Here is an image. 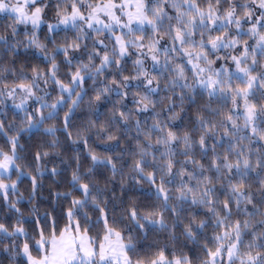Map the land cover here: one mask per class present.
<instances>
[{"label":"snow or ice","instance_id":"1","mask_svg":"<svg viewBox=\"0 0 264 264\" xmlns=\"http://www.w3.org/2000/svg\"><path fill=\"white\" fill-rule=\"evenodd\" d=\"M51 3L53 0H0V13L11 18V23L6 25L8 34L0 35V51L16 54L23 45L24 49H36L50 64L47 70L34 67L30 78L21 69L20 76L23 79L19 84L0 88V105L10 99L18 114L23 113L20 121L22 126L19 127L15 123L6 125L4 120H0V133L5 132L6 127L8 130L15 128L17 133L9 138L10 154L0 149V193L8 208L18 214L17 223L11 230L0 223V243L5 239L12 241L10 246L3 248L4 252L15 253L10 256V260L23 259L25 264H192L189 257L183 254L169 259L165 249L159 250L150 259L140 257V242L133 234L134 229L145 236L149 227L163 229L168 232V241L175 245L180 240L175 229L186 219L182 236L185 241L204 248L207 258L201 264H264V145L252 149L242 143L244 139L251 140V137L240 136L243 129L250 127L254 135L264 139V103L258 102L264 99V0H207V7H201L198 0H135L134 5L131 0L121 3L115 0H54L55 23H49L45 19V10ZM222 3L228 7L222 8ZM125 7H134L135 10L125 13ZM168 8L174 10V14L170 15ZM133 23L136 24L135 29ZM246 24L249 27L245 28ZM21 25L25 28L23 41L17 39ZM42 25L48 29L45 40L54 45L51 51L48 43L39 39ZM145 26L152 32L147 44L144 36L134 34L144 32ZM117 27L122 30L121 35L116 34ZM124 29H127V34L123 33ZM68 30L76 32L71 42L65 37L63 44H57L56 35ZM91 33H96V36ZM89 39L92 41L91 50L84 43ZM106 40L112 42L110 52L106 51ZM249 40L254 43L250 44ZM81 49L87 55V62L76 56ZM98 49H105L103 55ZM130 49H134L140 57L150 56L152 71L157 75L150 74L144 66L145 60L140 58L133 62L135 76L122 75L125 70L122 62L132 55ZM238 49L242 51L238 55L233 54ZM176 52L187 56V64L193 70L191 82L184 66L173 67L171 54ZM60 54H63V63L70 70L66 74L67 83L58 76L60 65L56 57ZM97 58L98 65L95 63ZM218 62H221L219 67L216 66ZM229 64L234 65V68L229 67ZM109 75L111 80L108 79ZM160 76L165 78L163 83ZM87 80L93 81L92 89L95 92L88 101L89 108L98 110L102 101L112 95L119 99L112 101L111 114L105 125L96 127L95 121L88 120L83 125V134L78 130L77 139L73 140L68 128L88 94L85 87ZM133 80L140 81L144 94L133 93L132 103L137 107L122 111L126 108L128 89ZM233 81H239L244 87H234ZM49 83L59 90V95L51 103L48 88L41 87V84L47 86ZM97 84L102 86L97 87ZM18 92L21 97L17 104L15 99ZM161 92L165 95L161 96ZM205 93L207 99L196 108L195 123L191 130L181 134L166 130L169 123L182 119L181 114H186L192 105L197 104V96ZM153 96L158 98L153 99ZM229 97L234 106L238 97L244 100L243 127L238 125V117L234 118L231 114L233 110H229L230 114L222 119H216L222 114L219 105ZM29 101L39 107L30 111ZM214 102L218 106L213 107ZM61 111H64L63 129L73 144H86L87 135L96 127L98 134H105L107 140L115 141L118 148L119 137L109 133L114 129H123L121 134L127 135L134 125L133 138L137 141V151L131 153L134 161L130 166V175L137 183L143 180L156 185L157 197L163 201L162 210L141 213L133 206L127 213L130 224L125 229L117 230L109 223V213L100 206L101 203L107 206V186L101 187L91 177L100 165L111 170L113 179L118 172L122 174L123 168H118L115 161L122 160L123 155L101 157L89 152L92 166L84 173L80 170L79 157H73L76 167L69 180L71 190L61 192L49 189L52 212L60 206L61 200L69 201V207L63 212L67 219L65 227L58 230V218L47 209L41 214L42 177L47 173L55 178L63 172L58 167L48 169L38 165L36 175L26 173L16 163L21 158L17 149L23 147L19 144V136L33 129L39 131L45 121L58 119ZM133 111H151L157 118L164 115L165 120L156 119L152 125L148 126L145 122L142 126L139 120L132 119ZM57 130L55 125L43 128L44 133L53 136ZM151 133H159L154 143L151 142ZM58 143L54 139L49 142V147L54 149ZM160 147H163V152H160ZM218 148L223 151H218ZM151 149L159 152V157ZM197 151L201 159L207 160V165L195 158ZM49 155L48 151H38L35 159L40 161ZM180 156L184 159H178ZM148 167L155 171L146 173ZM12 169L16 170V180L7 175ZM157 174L160 177L158 185ZM85 177H89L87 182H84ZM22 178L31 180L27 203L31 205L30 212L39 235L33 245L38 256L32 254L28 243L32 237L23 226V213L17 206L25 200L24 194L19 193L15 201L8 199L9 190L19 192L18 182ZM177 178L180 185L176 189V203L172 204L170 201L173 197L165 185L175 184ZM121 187H124L123 184ZM74 192H79L80 196L75 197ZM221 194L224 199L220 198ZM192 207L203 209L206 218L197 219L195 212L182 217ZM89 208L101 213L95 223H103L102 236H89V227L81 226V217L85 225L90 222ZM164 212L172 214L171 226L166 222ZM234 213L243 215L245 219L233 221ZM210 225L214 230L223 231L206 237L205 229ZM46 227L49 228L47 234ZM202 236L216 245L214 250L207 243L200 244ZM247 236L251 239L246 241ZM20 237L26 238L22 247L15 243Z\"/></svg>","mask_w":264,"mask_h":264},{"label":"trees","instance_id":"2","mask_svg":"<svg viewBox=\"0 0 264 264\" xmlns=\"http://www.w3.org/2000/svg\"><path fill=\"white\" fill-rule=\"evenodd\" d=\"M91 2H95V0H91ZM201 7H207V0H198ZM222 8H227L228 5L222 3ZM71 9L69 8V11ZM167 11L169 14H174V10L168 8ZM46 18L50 20H54L55 16V3L49 4V7L45 10ZM11 23V18L3 13H0V35H7L8 29L6 25ZM135 29V28H134ZM144 32H135L136 36H144L145 43H149L148 37L152 36V32L149 28H145ZM19 36L17 39L23 41L25 39L24 26H19ZM123 33L127 34V30L124 29ZM76 34L75 30H68V31H60L56 35V43L63 44L65 42V37H67L68 41L71 42L74 35ZM116 34L121 35L122 30L120 28L116 29ZM220 33H213V35H219ZM39 39L41 42L48 43L49 51L52 50L54 45L50 42L45 40V37L48 35L47 26H41L39 31ZM92 36H96V33H91ZM11 42V41H10ZM84 43L88 44L89 50L92 48V41L91 39L85 40ZM106 44H108V49L106 51L111 50L112 42L106 40ZM163 44V41L161 42ZM100 54L103 55L105 49H98ZM132 55L126 58L122 63L124 65V71L122 75L124 76H135L136 72L133 66V62L137 59H144L145 60V68H147L152 75H157L156 72L152 71V61L150 56L147 58L140 57L139 54L134 50L130 49ZM238 49L236 52H239ZM71 55V53H70ZM76 56L87 62V55L83 53V49L80 52L76 53ZM187 56H181L178 52L171 54V60L173 62V67L176 65L184 66L185 73L189 77V82H191L192 71L190 64H187ZM163 60V57H161ZM64 56L60 54L56 57V62L60 65L58 76L59 78L64 81L65 83L68 82V76L66 75L70 70L68 66L63 63ZM76 61H73L75 63ZM95 63L99 64V58L95 60ZM39 68L41 70H47L50 67V64L44 60L42 56H40L36 49H24L23 45L20 46L19 51L16 54H5L3 51H0V76L3 77L0 80V88H3L4 85H15L19 84L22 81V77L20 76V70L23 69L28 73V77H31L32 69ZM159 67V66H157ZM8 69H13V72L7 71ZM105 75H108L107 73ZM111 76H108V79L111 80ZM103 79V77H101ZM117 80L120 79L119 76L116 77ZM161 83L164 82V76L159 77ZM92 80H87L85 83V87L88 90V94L84 97V102L81 104L80 108H78L75 114L72 117L71 126L68 128V132H71L72 138L77 139L76 133L77 131H81L83 134V125L88 121L92 120L96 122V127H100L106 124L108 121V117L111 114L112 110V101L118 100L119 97L112 95L106 101H102L101 106L98 110H93L89 108L88 101L91 97L95 95V92L92 89ZM132 86L129 91V96L125 101L126 108L121 109L122 111H127L128 109H135L137 105L132 103L133 93H140V95L144 94V88L140 84L139 80H133L131 82ZM97 87H101L102 85L97 84ZM233 86L244 87L239 81H233ZM41 87H47L48 91L51 93L49 99V103L53 102L55 98L59 95V90L56 86L49 83V85L45 86L41 84ZM179 91V89H177ZM42 94V93H41ZM161 96L165 95V93L161 92ZM259 96V93H257ZM21 94L18 92L16 94L15 103H19V99ZM153 99H157L158 97L153 96ZM207 99L206 93L203 96H197V104L192 105L187 113H182V119L176 120L174 123H169L167 125L166 130H171L178 134L183 133L184 131H189L193 128L195 123V115H196V108L200 105H203ZM250 102H257L256 100H250ZM259 103H264V99L258 101ZM165 103H167L165 101ZM217 102L213 103V107H216ZM221 107V116L216 117L217 120L222 119L224 116L230 114L229 110H233L231 114L234 118H237V123L241 127H243L244 119V101L242 97L237 98V104L234 106L232 104L231 97L225 103L219 105ZM39 107L38 105L32 104L29 101V110H35V108ZM67 108L64 109L66 111ZM160 110V107H157V111ZM47 111V110H45ZM64 111L60 112V116L56 120H48L45 121L44 126L37 131L33 129L31 131H26L20 134L19 136V144L22 145V149L18 148L17 151L20 155V159L16 161L21 168L31 175H36L35 169L38 165L43 166L45 168L51 169L53 167H58L62 170L63 174L61 176L53 178L52 176L45 173L42 177L43 188L41 189L43 198L40 200V212L43 214L45 209H47L53 216L57 217V229H63L67 223L66 217L63 215V212H66L67 208L69 207V201H60V206L56 208L55 212H52L53 203L52 197L50 196L49 189L52 191H69L71 190V185L69 184V180L71 177V172L76 167V162L73 157L78 156L80 162V170L81 173L87 171L89 167L92 166V161L89 156V152L96 154L98 156H117L122 154V160H116L118 168H123V173H117L115 178H112V172L109 168H105L104 166L100 165L97 166L94 170V174L91 179L96 180L101 187L107 186V206L101 203V207L105 209L106 212L109 213V223L113 224L117 230L125 229L127 225L130 224L128 219L127 213L128 210L135 206L137 211L141 213H148L153 210H162V199L157 197L156 194V185L150 184L147 181L141 180L139 183L136 182V179H133L130 175V166L134 161L131 153L137 151L136 149V139H134L135 135V127L134 125L131 126L130 131L127 135H122L121 132L123 129H114L111 133L112 135H116L119 137V147H116L115 141H108L107 136L103 133L98 134L96 131V127H93L92 131L87 135V143L78 142L76 144L71 143L67 133L63 129V114ZM179 111V109H177ZM167 115H171L168 113ZM23 116L22 112L14 109L13 101L10 99H6L3 105H0V120H4L6 125L10 123H15L18 127L22 126L20 124L21 117ZM132 119L139 120L142 126L145 124L150 126L152 125L156 119L165 120V116L161 115L160 117H155L154 113L151 111L148 112H141L137 113L136 111L132 112ZM51 125H55L57 127V131L55 135L46 134L43 131L44 127H48ZM222 131V129L220 130ZM16 129L13 128L12 130H8L7 127L5 132L0 133V149H3L5 152H9L11 150V144L9 142V138L13 135H16ZM219 135V133L217 134ZM159 133H151V142H155L158 138ZM240 136L242 137H251V140L244 139L242 143L245 146H250L252 149H259L261 145H264V139H260L259 135H254L251 131V128L243 129L240 132ZM198 138V136H197ZM58 140L59 143L56 148L49 147V142L52 140ZM141 142H143V137H141ZM218 151H223V149L218 148ZM38 151H48L50 155L40 161L35 159V154ZM150 151L155 152V149H151ZM163 147H160V152H163ZM59 155H56V153ZM156 156L159 157V152H155ZM211 155V154H209ZM138 158V157H137ZM195 158L200 161L201 163L207 165V160L201 159L199 151L196 152ZM178 159L183 160L184 157L180 156ZM149 160H151V156H149ZM255 160V157H253ZM63 161V163H62ZM191 170V167H189ZM147 172L155 171V169L148 167L145 169ZM209 175L210 173H205ZM12 180H16V170L12 169V172L9 174ZM89 177H85L84 182H87ZM157 185L160 183L159 174H157ZM56 181L55 183L53 181ZM7 182V181H6ZM123 184V188L121 185ZM180 185V180L177 178L175 184H166L165 188L170 190L169 194L173 197L170 203L175 204V196L178 195L176 189ZM255 186V185H253ZM18 193H13L11 190L8 192V199L11 201H15L19 193H23L25 200L21 201L17 206L20 208L21 212L23 213L24 217V224L23 226L28 231L32 239H28V243L32 254L34 256H38L39 254L36 252L35 248L33 247L35 240L39 239V235L36 231V224L33 222L32 215L30 212L31 205L27 203V196L31 190V180L29 178H22L21 181L18 182ZM73 195L75 197H79V192H74ZM221 199H224L223 194H221ZM35 202V201H34ZM195 212L197 219H205V213L203 209H197L195 207L189 208L186 212L182 214V217L190 216ZM88 214L90 217L89 224L85 225L83 218L81 217V226L82 227H89V236H102L103 235V223H95L98 217L101 216L99 211H94L91 208L88 209ZM166 222L171 226L173 223V217L171 213L164 212ZM115 218L114 220L112 218ZM18 214L15 211H12L8 208L6 201L3 198V194L0 193V223H3L9 230L17 223ZM261 217H257L260 219ZM243 220L245 217L243 215H236L233 214L232 220ZM187 223V220H183V223L178 226L175 231L178 236H180V240L178 243L173 245L171 242L168 241V232L163 229L159 228H151L149 227L147 230L146 236L139 232L138 230H133V234L137 237V240L140 242L138 244V252L140 257L144 259L152 258L159 250L165 249V255L172 259L175 256L186 255L192 261V264H201V261L206 259V253L204 248L201 246L194 245L190 241H185L184 237L182 236L183 225ZM41 226H44V222H41ZM50 227V226H49ZM49 228H45V233L47 234ZM223 229H213L210 225L207 229H205V236L211 237L214 235L215 232H221ZM125 234H127L125 232ZM25 237H20L19 239L15 240V243L22 247ZM251 239L250 236L245 237V240ZM12 243L11 240L5 239L2 243H0V264H25L23 259H18L16 261L10 260V256L14 255V252H4L3 248L5 246H10ZM207 243L208 247L215 249V244L212 243L210 240H206L204 236L200 238V244L203 245ZM167 247L165 248V245ZM137 258V257H134ZM239 264V262H237Z\"/></svg>","mask_w":264,"mask_h":264},{"label":"rangeland","instance_id":"3","mask_svg":"<svg viewBox=\"0 0 264 264\" xmlns=\"http://www.w3.org/2000/svg\"><path fill=\"white\" fill-rule=\"evenodd\" d=\"M115 2H116V3H121V2H127V0H115ZM131 3L134 5L135 0H131ZM134 10H135L134 7H125L124 12L127 13L128 11H134ZM117 14L119 15L120 13L118 12ZM45 19H46L49 23H55V19H54V20H50V19L46 18V16H45ZM124 19L126 20L127 17L125 16ZM42 26H44V25H42ZM132 27L135 28V27H136V24L133 23ZM146 27H147V26H145V28H146ZM244 27L247 28V27H249V25L246 24ZM117 28H119V27H117ZM126 30H127V29H126ZM244 39H248V37H244ZM249 43L252 44V43H254V41H253V40H249ZM239 50L242 51V49H239ZM233 54L238 55L239 52H235V53H233ZM185 56H186V55H185ZM220 63H221V62H218L216 66L219 67V64H220ZM190 66H191V65H190ZM201 66L203 67V65H201ZM229 67L234 68V65L229 64ZM19 101H20V99H19ZM243 101H244V100H243ZM0 159H2V157H0ZM11 172H12V170H11L7 175H9Z\"/></svg>","mask_w":264,"mask_h":264}]
</instances>
